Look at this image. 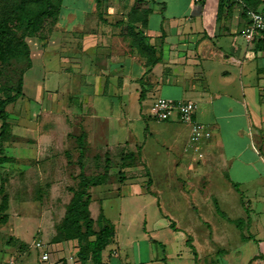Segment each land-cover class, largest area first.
<instances>
[{"label": "crops", "instance_id": "obj_1", "mask_svg": "<svg viewBox=\"0 0 264 264\" xmlns=\"http://www.w3.org/2000/svg\"><path fill=\"white\" fill-rule=\"evenodd\" d=\"M263 6L264 0H152V12L142 28L146 43L154 49L150 64L135 48H125L118 54L97 53L90 61L85 55L81 59L93 62V73L88 72L93 75L91 89H83L86 105L93 109L94 102L104 99L98 103L100 108L104 105V112L99 113L103 116L82 115L78 122L93 121L94 136L111 135L112 117L116 130L125 125L122 119L144 122L141 108L138 115L131 109L132 102H140L142 89L146 91L143 103L149 100L152 105L157 98H164L190 100L196 107V124L181 126L173 116L164 122L156 120L162 129H153L172 152L182 139H187L184 154L172 157L175 173L169 176L185 184L169 196L157 190L160 211L152 222V231L145 232L161 243L163 252H159L155 241L147 246L145 254L136 239L123 240L113 226L115 238L102 252L103 264H264V210L244 198L259 197L264 201V37L249 42L242 35L248 22L247 9L259 10ZM33 58L24 78L28 73L36 78L46 66L45 61H40L37 67ZM62 59L74 62L66 56ZM86 68L90 70L88 65ZM44 75L45 72L40 77ZM84 101L81 105H85ZM69 114L77 117L74 108L69 109ZM150 118L153 119L151 114ZM90 126H78L85 134V142ZM143 130L138 133L142 149L150 136ZM197 133L199 139L192 142ZM167 134L170 144L163 138ZM127 137L128 147L133 140L132 135ZM142 149L139 156L143 161ZM211 197L223 208L233 207L228 211L236 214L230 218H243V230L228 220H217L211 226L209 213L204 212L208 211L204 205ZM101 213L110 223L104 208H99L97 215L90 210L94 220ZM58 222L48 236L50 241ZM75 242L76 239L55 243L59 248L50 264H72L74 258L69 260V256L73 257L70 252ZM38 263L46 264L41 257Z\"/></svg>", "mask_w": 264, "mask_h": 264}, {"label": "rangeland", "instance_id": "obj_2", "mask_svg": "<svg viewBox=\"0 0 264 264\" xmlns=\"http://www.w3.org/2000/svg\"><path fill=\"white\" fill-rule=\"evenodd\" d=\"M124 1L102 0L101 5L97 6L95 0H62L57 21L51 28V44L43 47L44 41L41 39L27 37L26 43L30 49L28 56L20 44L16 45L17 49L20 48L18 55L12 56L10 52L14 49L10 48V43H1L0 38L1 98L5 97L4 91L12 90L11 94L14 92L32 56L36 58L33 59L37 67L40 61H45L46 64L42 69L45 78L40 77L43 72L34 79L29 73L26 74L24 96L7 108L10 136L0 138L4 154L12 159L0 164V185H4L2 196L7 197V209L0 214L7 216L6 221H0V264H8L11 256L13 258L9 264H39L40 250L35 247V243L50 241L48 236L54 229V223L63 218L65 206L70 203L74 190L77 189L80 173L77 139L82 131L78 126L81 125L82 129L84 124L92 127L91 132H87L88 146L82 160L85 173L94 178L104 171L106 154L111 157L106 183L91 190L92 214L97 215L99 208H104L105 215L123 240L136 239L145 254L147 246L156 241L157 249L163 252L161 243L145 232L152 231V222L160 211V204L156 201L157 190L161 189L163 194L169 196L185 184L184 180H172L169 176L175 173L172 157L184 154L183 145L187 139H182V144L174 152L159 141L153 129H162V125L150 118L149 100L130 104L131 109L134 108L133 114L136 111L138 115L141 108L145 120L141 123L136 120L129 123L122 119L121 124L125 125L121 129L125 133L120 128L116 130L118 127L115 117H112L110 124L113 129L110 136L105 133L102 137L94 136L93 121L91 124H86L87 121L78 123L80 116L93 118L104 107L100 108L98 105L104 99L98 100L96 104L94 102L93 109L84 101L83 89L87 90L93 80V75L89 74L93 73V62H81L83 56L90 61L97 53L118 54L125 48H133L138 44L139 35L136 33L139 32L129 28L131 25L127 21L134 0ZM7 9L6 1L0 0V17L6 14ZM23 31L22 26L14 29V44ZM77 46L79 51H75ZM63 56L74 62H65ZM87 65L90 70L86 68ZM79 98L85 105H81ZM70 108L77 111L75 119L74 115L69 114ZM179 125L183 126V123L179 122ZM141 128H145V134L150 135L143 149L138 144ZM131 135L133 141L127 147L125 138ZM163 138L170 144L169 134L163 135ZM141 149L143 161L139 156ZM262 156L264 157V151ZM237 191L240 192L239 189ZM236 198L241 197L237 195ZM244 198L246 201L251 200L252 206L258 205L259 209L262 208L261 211L264 210V201L259 197ZM212 199L213 197L208 205H204V209L208 210L204 212L209 213L211 226L217 220H228L238 230H243L245 224L238 226L236 223H244L243 218H230L236 214L228 211L233 207L223 208L215 201L217 199ZM229 204L235 205L233 202ZM75 243L74 251L70 252L74 258L71 263L80 264L79 245L78 242ZM213 256L214 253L211 257Z\"/></svg>", "mask_w": 264, "mask_h": 264}, {"label": "trees", "instance_id": "obj_3", "mask_svg": "<svg viewBox=\"0 0 264 264\" xmlns=\"http://www.w3.org/2000/svg\"><path fill=\"white\" fill-rule=\"evenodd\" d=\"M6 1L8 9L3 17H0V38L1 43H10V48L14 50L10 52L12 56L18 55L20 48H16L17 44L25 48L24 53L28 56L30 50L26 38H38L44 41L43 47H46L51 36V28L57 21L62 0H3ZM123 3L124 0H121ZM152 0H134L133 6L128 13V22L131 25L129 28L137 30L138 44L134 45L138 53L146 58L147 63H151V54L154 52L153 46L146 43V36L143 35L142 28L146 26L148 16L152 12ZM97 6H100L102 0H95ZM126 7V4H124ZM248 10H258L250 8ZM245 12V14L247 13ZM22 26L24 29L22 35L13 43L14 29ZM129 26V25H128ZM264 37V36H263ZM145 42V43H144ZM5 44V43H4ZM22 53V51H21ZM153 64V63H152ZM32 66V59L27 64V70ZM25 70V72L27 71ZM17 82L14 92L4 91L5 97H0V138L10 136L11 127L8 121L7 108L24 96V74ZM146 91L144 89L140 92V101L144 100ZM9 133V134H8ZM12 134V133H11ZM79 144V182L77 189L74 190L73 197L70 203L65 206L66 211L63 218L56 224V234L52 237V243H58L64 240L76 239L79 245L78 259L81 264H87L88 261L92 264H103L102 252L113 242L115 238V229L109 223L104 215L101 213L97 220L91 217L89 204L91 202V187L104 185L108 176V170L111 166V157L106 154L104 171L95 175V179L85 173L83 165V157L85 156V134L82 132L77 139ZM12 159L4 154V145H0V164L11 161ZM4 185H0V196L4 192ZM237 186V185H235ZM7 209V197L2 196V203L0 205V214ZM7 216L0 215V221H6ZM238 226H242L243 222L237 221ZM190 244V243H189ZM195 257L197 256L195 248H193Z\"/></svg>", "mask_w": 264, "mask_h": 264}, {"label": "built area", "instance_id": "obj_4", "mask_svg": "<svg viewBox=\"0 0 264 264\" xmlns=\"http://www.w3.org/2000/svg\"><path fill=\"white\" fill-rule=\"evenodd\" d=\"M248 22L242 31L243 37L251 42L257 38L264 36V6L259 10L247 11ZM195 103L193 101L179 100L173 101L164 98H157L151 105V115L155 120L168 121L176 116V118L185 124H196L194 119ZM197 128H200L197 126ZM192 142H196L199 139V134H195L192 138ZM35 247L41 252V261L46 264L52 263L53 255L58 251V246L55 243H43L37 241ZM69 260H73V257L69 256Z\"/></svg>", "mask_w": 264, "mask_h": 264}]
</instances>
